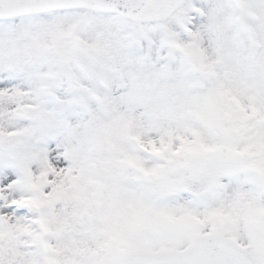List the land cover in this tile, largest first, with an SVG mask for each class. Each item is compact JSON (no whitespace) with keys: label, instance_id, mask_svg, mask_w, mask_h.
I'll use <instances>...</instances> for the list:
<instances>
[{"label":"snow or ice","instance_id":"snow-or-ice-1","mask_svg":"<svg viewBox=\"0 0 264 264\" xmlns=\"http://www.w3.org/2000/svg\"><path fill=\"white\" fill-rule=\"evenodd\" d=\"M0 264H264V0H0Z\"/></svg>","mask_w":264,"mask_h":264}]
</instances>
